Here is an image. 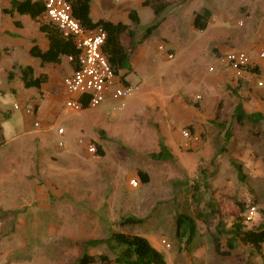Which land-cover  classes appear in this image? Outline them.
I'll list each match as a JSON object with an SVG mask.
<instances>
[{"label":"rangeland","instance_id":"obj_1","mask_svg":"<svg viewBox=\"0 0 264 264\" xmlns=\"http://www.w3.org/2000/svg\"><path fill=\"white\" fill-rule=\"evenodd\" d=\"M183 1L185 0L172 1L170 6L173 8L174 5ZM213 1L190 2L186 8L175 13L180 20L171 16L169 22L152 36L149 44L157 46V53H162L163 51H159L158 48L165 43L159 39L163 36L167 37L175 43V48H179L178 50L184 53L183 60H190L193 48L201 50L207 40L220 34V26H225L222 22L218 25H209L204 33H196L191 29L190 13L200 6L214 3ZM242 2L237 0L235 4L233 0H228L230 6L222 9L223 15L231 20L234 34L245 31V27L238 26L240 21L242 24L246 21L245 15L238 8ZM260 4L264 10V0H260ZM171 7L159 17L164 20V16L168 14ZM145 11L146 13L141 14L140 30H144L157 19L149 8ZM151 56L154 57L155 53L151 52ZM175 60V58L170 60V63H174ZM159 61L148 65L151 66L149 70L158 87L173 84L175 73H177L176 81L181 84L186 81L185 72L176 71L173 65L163 64L160 59ZM129 80L134 83L129 85L135 90L129 97L115 100L122 102L110 104L107 101L95 108H87L76 113L68 111L63 106L61 119L57 121L54 129L48 130L47 136L39 138L42 141H38L37 138L31 141V138L35 137L28 135L17 137L21 141L24 140L27 155L31 153L34 145H38L39 150L35 156L39 158L40 154L46 160L50 155L55 156L56 145L59 146V143L63 141V138L58 139L56 135L57 127L61 126L65 130L64 139L70 137L71 143L75 145L72 150L78 152L80 156L74 153L58 154L55 162L58 168L55 170L47 168L42 163V178L44 174L45 176L50 174L55 177L56 182L62 180L69 184L71 192L87 197L84 201L82 197L73 198L72 200L77 201L79 205L70 214L65 207L69 198L65 197L61 201L63 208L44 210L28 217L29 226L26 229L19 226L15 218L5 216L3 224L0 220L1 241L19 243L13 254L19 256L22 264H76L77 259L89 253L90 250H93L95 254L102 253L113 258L120 251L113 243L109 245L103 243L95 249H87L83 242L85 239H105L113 232L135 234L146 238L163 256L165 264H189V262L191 264H236V256L244 255L245 257L251 254L248 247L239 244L240 249L235 253L231 252L230 256L215 253L210 233H214L213 224L216 221L207 227L203 222L196 220L195 233L190 243L187 241L189 228L186 225L181 228L185 231L183 237L177 238L176 218L179 215L194 218L197 211H206V203L213 201L215 204L222 203V209H226V216L230 215L224 220L229 227L234 207L230 200L221 201V197L226 195L236 197L247 204L254 203L253 214L250 215L249 211H246L244 215L250 217V220H245L247 228L264 226V215L261 214V210L264 209V121L258 125L251 123L239 125L232 115L225 111L222 114L217 113V118L214 120L221 126L218 128L214 126L209 134L202 133L200 137L197 135L198 142L202 141L203 144L198 151L183 147L179 140L178 147L173 148L172 153L167 149L172 159L156 160L151 155L159 152L164 138L163 131L161 132L158 126L155 127L150 123V116L145 114L136 118L130 116L133 119L119 118L120 110L125 105L133 109L139 104L145 91L151 87L150 78L138 80L140 88L142 86V91L138 92L139 87L135 85L137 82H135L134 73L130 74ZM258 81L261 79L253 76L250 86L263 91L264 87L257 86ZM6 88L7 82L2 83L0 79V89L6 90ZM133 97L135 99L131 101ZM0 102L6 104V108L13 107V104L19 106L12 112L4 108L6 115L2 116L3 120L0 117V126L3 127V132L0 129L1 159V151H4L5 155L10 149L4 146V142L8 141L10 146L14 144L11 142L13 129L9 118L12 117V121L22 120L24 111L23 105L18 103L11 93L5 92L0 95ZM115 124L117 128L110 127ZM8 126L9 129H7ZM101 128H109V130H107V136L102 137L106 139L102 149L104 155L99 157L88 152L86 146L94 145L93 139L97 137ZM79 141L83 144H79ZM41 144H44V147ZM10 154L9 152L8 155ZM230 159L241 164L243 179L239 178L238 172L230 164ZM140 169L148 173V181L145 184L140 183L136 177V172ZM81 170L88 172L87 178L85 174L84 179L81 177ZM132 178L137 182L135 187L130 185ZM127 216L143 221L139 224L124 226L115 224L118 219ZM162 240L169 247L162 244ZM111 245L115 249L110 248ZM222 246L225 249L223 242ZM262 247L264 256V245ZM245 264H264V258L253 254L247 256Z\"/></svg>","mask_w":264,"mask_h":264},{"label":"crops","instance_id":"obj_2","mask_svg":"<svg viewBox=\"0 0 264 264\" xmlns=\"http://www.w3.org/2000/svg\"><path fill=\"white\" fill-rule=\"evenodd\" d=\"M25 1L15 0L19 4H24ZM28 1L43 4L42 0ZM143 1L89 0V18L91 21L102 20L112 24H122L127 26L134 34L133 41L135 45L128 56L127 67L120 70L117 76L124 75L126 84H134L129 80L130 74L134 73L136 76L135 82H137L135 85L139 87L138 92L142 91V86L140 88L138 80L142 81L147 77L151 79V87L141 96L139 104L133 107V109L128 108L130 106L124 104L125 106H122L123 109L120 110L119 118H131L130 116L136 118L145 114L149 115L150 123L155 127L158 126L161 132L163 131V144L172 153V149L178 147L179 140L184 145L183 147H188L192 151H198L203 146L202 141H186L181 137V131L188 130L195 136L202 135V133L209 134L214 126L217 128L219 126L215 121L217 113L222 114L225 111L234 118L233 110L237 103H241L243 110L248 114L260 113L264 116V90L262 91L261 89L253 88L252 85L250 86L253 76H257L264 83V58H260L259 56L264 51V10L260 4V0H242V4H239L238 8L245 15L246 21L245 24H242L241 21L238 23V26L245 27V31L236 34L232 31L231 20L226 15H223L222 12L224 7L228 8L230 6L228 0H214L212 4L200 6L196 10H193L190 13L189 21L191 29L196 33H204L209 25H218L220 22L225 26H220V34L212 36L207 40L201 50L198 51L196 47L193 48L191 51L192 58L187 61L183 60L184 53L178 50L179 48H175V43L167 37L163 36L159 39L165 43L162 53H157V46L154 47L149 42L152 36L163 25L169 22L171 16L180 20L178 14L175 13L186 8L194 0H185L180 4L174 5L173 8L169 6L171 9L164 16L165 19L159 27L147 39L139 43L138 41L144 32V30H140L139 28L141 14L146 13V8H149L153 13L150 7L142 5ZM166 1L172 2L175 0ZM233 1L236 4L237 0ZM131 10L136 12L139 19L137 26L132 23L129 17ZM201 10H208L209 17L206 20L204 30H197L192 25L191 17L194 12ZM49 47V39L40 29L38 22L32 20L28 14L22 13L13 7L11 0H0V79H2V83L4 81L7 82L6 90L0 89V95L5 92L11 93L16 101L23 105L22 109L24 111L22 120L16 119V121H12V117L9 118L11 122L10 126L13 129L11 142L14 144L10 146L9 142L5 141L4 146L10 149L6 151L5 155L4 151H1L0 216L2 217H0V220H2L3 224L5 216L15 218L18 225L22 226L23 229L29 226L27 218L34 216L37 212L63 208L61 201L65 197L69 198V202L65 203L69 214L79 205L77 201L74 202L72 200L73 198L79 199L78 197H82L83 201L87 200V197L85 198L84 195L79 196L77 193L71 192L69 184L62 180L56 182L55 177L50 174L48 176L44 174L42 178V163L47 168L55 170L58 168L55 163L58 154L71 155L74 153L79 155L78 152L72 150V147L75 145L71 143L70 137L64 139L65 130L61 126H58L56 129L58 139L63 138V141L60 142L61 145H59L61 147L57 144L55 156L50 155L46 160L40 154V159L35 156L39 150L38 145H34L31 153L27 155L25 153L26 144L23 142L24 140L17 139V137L28 135L35 137L31 138V141H34L36 138L38 141H42L39 138L47 136L48 130L54 129L57 121L61 119L62 107H65V102L72 97L65 92L62 82L65 77L70 76L75 70L77 65L76 59L74 63L73 59L69 60V56L61 55L57 62L43 64L33 53L35 51L46 52L49 50ZM235 51L247 53L250 58L251 67L255 68V72H242L241 76L237 77L233 69L220 61L223 55ZM151 52L155 53L154 57L151 56ZM167 54H172V58H167ZM174 58L176 59L174 63H170V60ZM159 59L163 64L173 65L176 71L185 72L186 81L182 84L176 81L175 75L177 73H175L173 84H168L167 87H158L157 83L152 79L153 76L149 70L151 66L148 65L153 62H160ZM144 67L146 68L142 71ZM23 69L25 70L23 71ZM197 96H200L201 100L195 101ZM134 99L135 97L131 101H134ZM107 101L110 104L122 102L113 100L110 95H107L102 103ZM5 105L0 102V117L2 120V116L6 115L3 110L4 108L8 109L7 111L11 110V112L19 108L16 104H13V107L10 108H6ZM14 106L18 108L15 109ZM26 109H32V113L27 114L25 112ZM85 109L87 108L85 107L83 110ZM262 121L264 119L260 122ZM253 125H258V123ZM111 126L117 128L116 124ZM0 129L3 132L2 126H0ZM7 129H9V126ZM58 129H62L61 134L58 133ZM107 130L109 128H101L97 137L93 139L95 143L101 146V149L104 148L103 143L106 140L102 137L107 136ZM79 144H83V142L79 141ZM41 146L44 147V144H41ZM9 152L11 153L10 155H8ZM140 171L148 175L146 170L140 169ZM84 174L87 178L88 172L81 170V177L83 179ZM136 175L139 182L142 183L138 172H136ZM132 180L135 179L132 178ZM83 182L82 180L81 183L83 184ZM57 202L59 204H56ZM205 209L207 210L208 208L205 207ZM210 235L212 236L211 233ZM87 240L89 239H85V241ZM0 244V264H22L19 256L13 254L17 250L19 243H3L0 237ZM239 245L237 244L232 252L235 253L236 250L240 249ZM96 247H87V249H95ZM246 247L250 249L249 246ZM87 254L98 255L93 250H90ZM251 255H253L252 251L251 254H247V256ZM247 256L244 257L243 255L244 258L236 256V264H245ZM189 264L191 263L189 262Z\"/></svg>","mask_w":264,"mask_h":264},{"label":"trees","instance_id":"obj_3","mask_svg":"<svg viewBox=\"0 0 264 264\" xmlns=\"http://www.w3.org/2000/svg\"><path fill=\"white\" fill-rule=\"evenodd\" d=\"M73 17L79 21V23L85 28H96L101 27L106 32V40L102 47V53L107 58L111 70L115 75H119L120 70L127 67V59L129 54L132 52L135 42L133 41V32L130 31L127 26L122 24H112L106 21L93 22L89 18V0H68ZM182 1V0H178ZM12 6L18 11L28 14L32 20L40 24V29L46 34L50 42L49 50L46 52L35 51L34 56L40 59L41 63L57 62L61 55H67L72 57L73 62L77 57V50L73 44L72 39L64 38L60 31H58L47 18L44 6L40 2H30L26 0L23 3H16L15 0H11ZM171 2L166 0H144L142 5L148 6L153 10L154 15L157 19L148 27L144 29L143 35L138 41L143 42L147 39L151 33L156 30L161 22L162 17H159L169 6ZM129 17L134 25L139 24V19L135 11L131 10ZM209 17L208 10H201L194 12L191 17V22L194 28L197 30H204L206 26V20ZM264 52V51H263ZM77 68V65H76ZM75 68V69H76ZM25 69H23L24 71ZM246 72H255V68L251 65L244 69ZM120 78L124 83V75ZM233 116L239 125L245 123L256 124L264 119V116L260 113L248 114L243 110L241 103H237L233 110ZM228 136V135H227ZM161 143V142H160ZM95 155L102 157L104 152L101 146L94 142ZM223 150V148H221ZM152 158L156 160H168L172 159V155L167 151L163 143L160 144L159 152L152 154ZM230 164L238 172L239 178L243 179L242 166L240 163H236L233 159H230ZM141 182L147 183L148 177L143 171H137ZM230 200L234 211L231 214L232 220L230 226L227 228L226 222L224 221L226 216V209H222V203H214L209 201L206 203V211H197L194 218L187 215H179L176 218V230L175 234L177 238L183 237L185 234L181 228L183 225L188 226L189 232L187 236L188 243L193 239L195 233V219L203 222L207 227L214 221V233H212L213 250L219 255H229L237 244L249 246L252 253L264 258L262 253V245L264 244V226H258L255 229H249L246 227L245 212L254 208V203L247 204L244 201L239 200L236 197H230L223 195L221 201ZM261 214L264 215V209L261 210ZM142 219L135 218L133 216L122 217L118 224L120 226L139 224ZM225 247L223 249L222 246ZM103 243L108 245L113 243L114 246L120 251L114 258H109L105 254L88 255L84 254L78 258L76 264H165L163 256L149 243V241L139 235L128 234L122 232H113L106 239H91L84 242L86 247H96ZM115 249L112 245L109 246Z\"/></svg>","mask_w":264,"mask_h":264},{"label":"built area","instance_id":"obj_4","mask_svg":"<svg viewBox=\"0 0 264 264\" xmlns=\"http://www.w3.org/2000/svg\"><path fill=\"white\" fill-rule=\"evenodd\" d=\"M44 11L52 25L60 31L64 38L73 41L78 54L76 57L77 68L70 76L63 79L62 85L65 92L72 97L65 102V107L73 112L82 111L86 108H95L102 104L107 95L113 100H121L129 97L135 88L126 84L120 77L115 75L107 58L102 53V47L106 40V32L101 27L85 28L72 15L71 5L68 0H42ZM159 51H164V46L160 45ZM260 58H264V52L260 53ZM171 59L172 54H167ZM72 60V57H69ZM220 61L233 69L236 76L246 73L244 69L251 65L247 53L242 51L229 52L220 58ZM258 87L264 86L262 81L257 82ZM201 100L200 96L195 101ZM14 108H18L14 106ZM27 114L32 113V109H26ZM62 133V129H58ZM181 137L186 141L198 142L199 137L193 135L188 130L181 131ZM61 145V143H59ZM87 151L95 153V146H86ZM130 185L137 186L136 180H131ZM254 209L249 210L252 215ZM246 220H250L246 216ZM166 247H169L163 240Z\"/></svg>","mask_w":264,"mask_h":264}]
</instances>
